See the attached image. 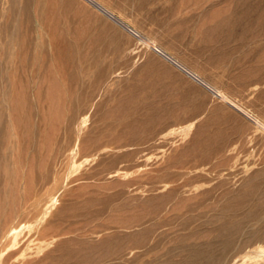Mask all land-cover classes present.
I'll use <instances>...</instances> for the list:
<instances>
[{
    "label": "rangeland",
    "instance_id": "374dc122",
    "mask_svg": "<svg viewBox=\"0 0 264 264\" xmlns=\"http://www.w3.org/2000/svg\"><path fill=\"white\" fill-rule=\"evenodd\" d=\"M93 1L0 0V264H264V0Z\"/></svg>",
    "mask_w": 264,
    "mask_h": 264
},
{
    "label": "bare ground",
    "instance_id": "6f19581e",
    "mask_svg": "<svg viewBox=\"0 0 264 264\" xmlns=\"http://www.w3.org/2000/svg\"><path fill=\"white\" fill-rule=\"evenodd\" d=\"M90 2H92L95 6L99 7L98 4H96L93 0H88ZM100 8V7H99ZM101 9V8H100ZM114 22L118 23L119 25L123 26L124 28L128 29L124 24H122L119 20H117L112 14L105 12ZM148 41V40H147ZM173 62V61H172ZM191 73V72H190ZM192 77H194V79H196L197 81H200L201 83H203L206 87H208L211 91H213L215 94L217 95H221L220 92L218 90H216L215 88L209 87L208 85H206L204 82H202L201 80H199L195 75L190 74ZM221 97V96H220ZM228 101V100H227ZM231 104V102L229 103ZM236 108V107H235ZM239 108V107H237ZM240 110V109H239ZM242 113H244L248 118H250L252 121L257 122V120L255 118H253L252 116H250L248 113L242 111ZM260 124V123H259Z\"/></svg>",
    "mask_w": 264,
    "mask_h": 264
}]
</instances>
